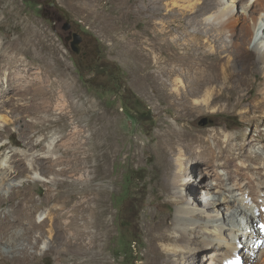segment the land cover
<instances>
[{
	"label": "bare ground",
	"instance_id": "6f19581e",
	"mask_svg": "<svg viewBox=\"0 0 264 264\" xmlns=\"http://www.w3.org/2000/svg\"><path fill=\"white\" fill-rule=\"evenodd\" d=\"M207 1L193 5V13L206 15L195 30L214 36L225 50H230L225 55L221 49H206L199 33L171 37L165 30L150 42L137 38L140 46L132 43L139 60L134 87L150 100L160 98L174 108V121L160 128L157 139L147 147L157 154L163 175L156 187L168 201H156L159 218L146 223L144 264H264V249L254 246L248 230L251 228L257 236L256 222L264 223V140L249 151L247 133L240 136L227 125H194L206 112L237 109L249 95L241 93L244 84L237 77L242 74H236L232 62L240 60L255 69V65L251 67L256 62L255 51L250 45L256 35L264 34V0ZM241 12L252 24L238 33L242 23L237 14ZM195 18L191 23L197 25ZM256 43L261 50L264 37ZM232 50L236 54L233 60ZM260 58L264 63V54ZM1 66L0 126L7 123L3 112L9 107L25 108L31 120H24L19 110L13 113L28 140L25 148L4 152L7 145L0 132V264H88L97 260L101 243L112 234L107 219V187L96 180L107 178L105 171L116 151L120 134L115 130V117L102 112L89 120V135L76 144L58 143L60 135L52 128L45 137L36 136L34 126L40 121L34 115L36 110L45 107L43 119L52 117L54 122L53 111L58 106L63 116L61 132L69 138L66 120L78 116L79 104L67 101L57 105L47 99L38 102L43 91L27 87V83L18 85L24 93L33 87L30 99L9 97L12 84ZM152 67L155 70L150 71ZM262 85V81L257 83L258 92L250 98L255 112L264 108L259 92ZM253 86L252 82L248 90ZM48 94L50 98L55 96L54 91ZM67 107L76 114L66 112ZM75 132L80 134V128ZM134 157L141 160L137 151ZM53 166H62L60 174L72 179L62 182L57 176L47 175ZM39 179L45 180L44 193L30 190L36 188ZM64 183L66 188L60 189ZM197 190L204 197L200 203L196 201ZM169 202L176 204L174 215L161 207ZM189 208L200 212L191 214ZM243 241L248 249H243Z\"/></svg>",
	"mask_w": 264,
	"mask_h": 264
},
{
	"label": "rangeland",
	"instance_id": "374dc122",
	"mask_svg": "<svg viewBox=\"0 0 264 264\" xmlns=\"http://www.w3.org/2000/svg\"><path fill=\"white\" fill-rule=\"evenodd\" d=\"M207 2L0 0V66L7 71L9 83L12 84L8 96L30 99L33 87H30L31 90L27 93L20 89L22 84L27 83V87L36 86L43 91L37 98L38 102L47 99L57 105L67 101L79 104L78 116L72 115L66 120L69 123L65 133L71 135L69 138L61 132L63 116L58 106L56 112H52L54 122L52 117L43 119L45 107L36 110L34 115L40 117V121L34 126L36 136L45 137L50 134L52 128L60 135L58 143L76 144L84 142L89 135L90 130L86 125L89 120L102 112L115 117V130L120 134L116 141V151L105 171L107 178L96 180V183L103 182L107 187L106 200L110 208L107 219L112 234L107 241L101 243L99 250L102 253L99 258L88 264H144V254L148 249L146 223L159 218L158 207L154 203L160 200L168 201V196L159 195L156 187V181L163 175L157 164V154L147 147L157 139L160 128L174 121V108L160 98L150 100L145 93L134 87L139 60L135 57L136 50L132 48V43L140 46V40L150 42L159 31L163 33L165 30L170 31L171 37L199 33L206 49H221L222 55H225L230 50H225L214 36L195 30L200 27L199 20L206 15L193 13V5H204ZM60 7L67 11L71 18L70 30L63 28L67 15ZM262 14L264 15V11ZM194 17L197 25L191 23ZM237 17L242 23L238 33L245 25L252 24L244 19L242 12L237 14ZM75 31L83 35L80 53H76L71 47ZM262 37L264 34L256 35L250 45L255 51L256 62L251 65H255L254 70L247 68L243 61H234L236 54H233L234 50L230 52L232 63L236 64L234 71L237 75L242 74L237 77L244 84L241 93H249L248 98L246 97L237 109H224L215 113L209 111L200 115L194 122L199 128L227 125L229 130L240 136L247 133L249 151L255 143L264 140V108L255 112L253 104L250 103L253 95L258 92L257 83H264V63L260 58L264 54V47L258 50L255 46ZM137 38L140 40L137 41ZM149 70H155V67ZM179 77L186 81L184 75ZM252 82L254 86L249 91L248 86ZM260 88V98L264 99V85ZM50 91L55 94L54 98L51 97L52 100L48 94ZM184 94L185 91L183 96ZM8 109L10 110L3 112L7 123L0 126V132L3 133L7 145L4 152L12 148H25L28 141L14 121V111L18 113L19 110L24 120H31L29 112L23 107ZM70 109L71 107H67L66 112L76 114L70 112ZM51 124L53 126H50ZM77 128H80V134L75 132ZM235 142L239 140L235 139ZM136 151L141 157L139 162L134 157ZM69 158L72 159L73 156ZM61 167H49L47 175L57 176L62 182L64 178L72 179V176L60 174ZM187 172L186 169L185 174ZM35 185L36 188L30 189L31 191L46 192L44 179H39ZM65 188L64 183L60 189ZM201 193L200 190L196 192V201L199 203L204 199ZM161 207L165 213L175 214L176 204L169 202ZM188 211L191 214L200 212L197 208H189ZM241 238L245 236L241 235ZM242 246L243 249H248L244 241Z\"/></svg>",
	"mask_w": 264,
	"mask_h": 264
},
{
	"label": "water",
	"instance_id": "95a60500",
	"mask_svg": "<svg viewBox=\"0 0 264 264\" xmlns=\"http://www.w3.org/2000/svg\"><path fill=\"white\" fill-rule=\"evenodd\" d=\"M61 8V7H60ZM67 15V21L63 25L65 30H70L72 28V22L69 14L63 8H61ZM73 39L71 41V47L76 53L81 51V43L83 42V35L80 32L75 31L72 35Z\"/></svg>",
	"mask_w": 264,
	"mask_h": 264
},
{
	"label": "flooded vegetation",
	"instance_id": "af4514ba",
	"mask_svg": "<svg viewBox=\"0 0 264 264\" xmlns=\"http://www.w3.org/2000/svg\"><path fill=\"white\" fill-rule=\"evenodd\" d=\"M72 39H73V37H72ZM72 41V40H71ZM81 52V51H80Z\"/></svg>",
	"mask_w": 264,
	"mask_h": 264
}]
</instances>
